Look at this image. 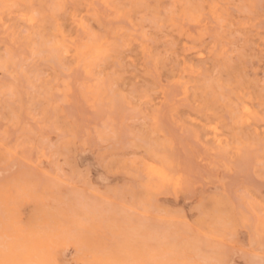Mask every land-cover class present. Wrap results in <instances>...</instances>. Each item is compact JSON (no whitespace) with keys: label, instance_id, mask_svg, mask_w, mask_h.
Returning a JSON list of instances; mask_svg holds the SVG:
<instances>
[{"label":"rangeland","instance_id":"1","mask_svg":"<svg viewBox=\"0 0 264 264\" xmlns=\"http://www.w3.org/2000/svg\"><path fill=\"white\" fill-rule=\"evenodd\" d=\"M0 7V264L264 260V0Z\"/></svg>","mask_w":264,"mask_h":264},{"label":"bare ground","instance_id":"2","mask_svg":"<svg viewBox=\"0 0 264 264\" xmlns=\"http://www.w3.org/2000/svg\"><path fill=\"white\" fill-rule=\"evenodd\" d=\"M49 1H50V0H49ZM52 1H53V0H52ZM67 1H69V0H67ZM208 1H209V0H208ZM52 3H53V2H52ZM18 4H19V3H18ZM90 4H91V3H90ZM137 4H138V3H137ZM19 5H20V4H19ZM11 6H12V5H11ZM92 6H93V5H92ZM50 7H51V6H50ZM0 8H1V7H0ZM2 8H3V7H2ZM45 9H46V8H45ZM91 9H92V8H90V10H91ZM93 9H94V8H93ZM26 10H27V9H26ZM46 10H47V9H46ZM92 11H93V10H92ZM97 11H99V10H97ZM161 12H162V11H161ZM97 16H99V15H97ZM101 17H102V16H101ZM99 19H100V17H99ZM203 19H204V17H203ZM177 20H179V19H177ZM100 21H101V20H100ZM184 21H185V20H184ZM106 23H107V22H106ZM102 24H103V23H102ZM185 24H187V23H184V24H182V25L184 26ZM112 26H113V25H112ZM154 26H155V25H154ZM85 32H86V31H85ZM195 34H197V33H195ZM195 34H194V35H195ZM215 35H216V34H215ZM135 36H136V35H135ZM190 37H191V36H190ZM17 38H18V37H17ZM14 39H15V38H14ZM18 39H19V38H18ZM64 39H65V38H64ZM109 39H110V38H109ZM115 39H116V38H115ZM5 40H6V39H5ZM44 40H45V39H44ZM65 40H66V39H65ZM117 40H118V39H117ZM6 41H7V40H6ZM15 41L18 42L19 40H15ZM68 41H69V40H68ZM17 42H16V43H17ZM19 42H20V41H19ZM24 42H25V41H24ZM25 43H26V42H25ZM48 43H49V42H48ZM50 43H51V42H50ZM14 44H15V43H14ZM103 44H104V43H103ZM24 45H25V44H24ZM12 46H13V45H12ZM20 46H21V44H20L19 46L17 45L16 47H20ZM22 46H23V45H22ZM9 47H11V46H9ZM76 47H77V46H76ZM185 47H186V44H185ZM89 48H90V47H89ZM191 48H192V47H191ZM191 48H190V49H191ZM193 48H195V47H193ZM19 49L21 50V48H19ZM19 49H18V50H19ZM20 50H19V53L21 52ZM24 50H25V49H24ZM214 51H215V50H214ZM22 53H23V52H22ZM77 53H78V52H77ZM13 54H14V52H13ZM16 54H18L17 51H15V55H16ZM73 55H74V54H73ZM79 55H80V54H78V56H79ZM16 56H17V55H16ZM20 56H21V55H20ZM50 57H51V56H50ZM151 57H152V56H151ZM88 58H89V57H88ZM61 59H62V58H61ZM80 59H81V58H80ZM183 61H184V60H183ZM150 62H151V61H150ZM10 66H11V65H10ZM10 66H8V67H10ZM152 66H153V65H152ZM187 68H189V67H187ZM190 68H191V66H190ZM183 69H184V68H183ZM185 69H186V68H185ZM186 70L188 71V69H186ZM193 71H194V70H193ZM196 72H197V71H196ZM197 76H199V75H197ZM201 76H202V75H201ZM243 77H245V76H243ZM206 78H207V77H206ZM88 79H89V78H88ZM195 79H196V78H195ZM180 86H181V85H180ZM246 86H247V85H246ZM170 88H171V87H170ZM180 88H181V87H180ZM180 88H179V89H180ZM170 90H171V89H170ZM173 90H174V89H173ZM215 90H216V89H215ZM95 94H96V93H95ZM99 94H100V93H99ZM176 94H177V93H176ZM184 100H185V99H184ZM206 106H207V105H206ZM221 111H222V110H221ZM212 112H213V111H212ZM211 115H212V114H211ZM224 115H225V114H224ZM215 117H216V116H215ZM226 118H228V117H226ZM228 120H229V119H228ZM229 121H230V120H229ZM222 129H223V128H221L220 130L222 131ZM224 129H225V128H224ZM224 129H223V130H224ZM226 130H227V128H226ZM224 131H225V130H224ZM224 131H223V133H224ZM230 131H231V130H230ZM226 134H227V133H226ZM229 135H231V134H228L227 136L229 137ZM232 135H233V134H232ZM243 137H244V136H243ZM175 140H176V139H175ZM245 140H246V136H245ZM236 154H237V153H236ZM240 155H242V154L240 153ZM240 155H239V157H241ZM243 155H244V153H243ZM243 155H242V156H243ZM159 157H160V156H159ZM160 158H162V157H160ZM244 158H246V156H245ZM162 159H163V158H162ZM164 161H166V160H164ZM157 162H158V161H157ZM166 162H167V161H166ZM14 168H15V167H14ZM163 168H164V166H163ZM167 168H168V167H167ZM156 171H157V170H156ZM0 173H1V172H0ZM51 179H52V178H51ZM173 179H174V178H173ZM151 180H152V178H151ZM157 180H159V179H157ZM166 181H167V180H166ZM152 182H153V181H152ZM150 183H151V181H150ZM157 183H158V182H157ZM166 183H167V182H166ZM166 183H165V184H166ZM152 185H153V184H152ZM153 186H154V185H153ZM159 186H160V188H161V185H159ZM151 187H152V186H151ZM153 188L155 189L156 187L154 186ZM156 189H157V188H156ZM171 189H172V188H171ZM151 190H152V188H151ZM160 190H161V189H160ZM116 191H117V190H116ZM158 192L160 193L159 190H158ZM161 192H162V191H161ZM156 194H157V192L155 193V195H156ZM151 197H152V196H151ZM152 198H153V197H152ZM154 200H155V199H154ZM226 201H227V200H226ZM226 201H221V202L224 203V202H226ZM216 202L218 203L219 201L217 200ZM221 202H220V203H221ZM150 203H151V200H150ZM145 204H146V203H145ZM228 204H229V203H227V205H228ZM217 205H219V204H217ZM217 207H218V206H217ZM231 209H232V208H231ZM235 211H236V210H235ZM211 212H212V211H211ZM216 212L218 213L217 209H216ZM236 212H237V211H236ZM208 213H209V212H208ZM213 213H214V212H213ZM213 213H212V214H213ZM224 213H225V212H224ZM212 214H211V215H212ZM215 214H216V213H215ZM220 214H222V213L220 212ZM225 214H226V213H225ZM237 214H238V213H237ZM211 215H210V217H211V218L213 217L212 220H213V221H216L217 219L214 220V215H213V216H211ZM208 216H209V215H208ZM227 216H229V215H227ZM241 216H242V215H241ZM216 217H217V216H216ZM225 218H227V217H225ZM220 219H221V218H220ZM228 220H229V218H227V222H228ZM213 221H212V222H213ZM222 221H223V219L220 220V222L222 223V225H224L225 222L223 223ZM220 222H219V223H220ZM215 224H216V223H215ZM225 225H226V224H225ZM263 225H264V224H263ZM259 228H260V227H259ZM263 230H264V228H263ZM57 238H58V237H57ZM59 238H60V236H59ZM57 242H58V241H57ZM164 243H165V241H164ZM187 243H189V242H187ZM190 243H191V242H190ZM166 244H167V243H166ZM185 244H186V243H185ZM192 245H193L194 247L196 246V245H194V244H192ZM24 246H25V245H24ZM163 246H165V245L163 244ZM167 246H168V244H167ZM170 246H171V245H170ZM173 246H174V245H173ZM173 246H172V247H173ZM184 246H185V245H184ZM186 246H187V245H186ZM43 247H44V246H43ZM196 247H197V246H196ZM196 247H195V248H196ZM27 248H28V247H27ZM167 248H168V247H167ZM167 248H166V249H167ZM187 248H188V247H187ZM157 249H158V247H157ZM164 249H165V248H164ZM169 249H170V248H169ZM40 250H41V249H40ZM167 250H168V249H167ZM172 250H175V249H172ZM192 250H194V249H192ZM29 251L32 252V250H29ZM29 251H28V252H29ZM143 251H145V250L143 249ZM30 252H29V253H30ZM36 252L39 253V251H36ZM175 252H176V250H175ZM34 253H35V252H34ZM44 253H45V252H44ZM44 253H43V256L45 255ZM142 253H145V252H142ZM142 253H141V254H142ZM158 253H159V252L157 251L156 256H158ZM31 254H32V253H30V255H31ZM145 254H146V253H145ZM162 254H164V253H162ZM162 254L159 253V256H163ZM36 255H37V257L40 255L39 257L41 258V254H39V255L36 254ZM142 255H143V254H142ZM31 256H33V254H32ZM51 256H52V255L50 254V257H51ZM159 256H158V257H159ZM45 257H46V255H45ZM50 257H49V258H50ZM53 257H54V256H53ZM143 257H144V255H143ZM163 257H164V256H163ZM46 258H47V257H46ZM101 258H102V257H101ZM104 258H105V257H104ZM141 258H142V257H141ZM141 258L139 257L140 260H141ZM156 258H157V257H156ZM164 258H165V257H164ZM43 259H44V258H43ZM157 259H158V258H157ZM31 260H32V259H31ZM33 260H34V259H33ZM41 260H42V259H41ZM142 260L144 261V259H142ZM158 260H159V259H158ZM164 260H165V259H164ZM35 261H36V260H35ZM39 261H40V259H39ZM52 261H53V260H52ZM52 261H51V262H52ZM105 261H106V260L104 259L103 262H105ZM111 261H112V260H111ZM115 261H116V260H115ZM119 261H120V260H119ZM165 261H167V260H165ZM40 262L42 263V261H40ZM40 262H39V263H40ZM44 262H45V261H43V263H44ZM53 262H54V261H53ZM97 262H98V261H97ZM99 262L101 263V261H99ZM106 262H109V261H106ZM156 262H157V261H156ZM45 263H49V261L47 262V260H46ZM45 263H44V264H45ZM57 263H58V262H57ZM57 263H56V264H57ZM121 263H122V262H121ZM138 263H139V262H138ZM141 263H143V262H141ZM141 263H140V264H141ZM145 263H146V262H145ZM160 263H161V262H160ZM160 263H159V264H160ZM35 264H37V263H35ZM113 264H114V263H113ZM115 264H116V263H115ZM156 264H157V263H156ZM163 264H164V263H163Z\"/></svg>","mask_w":264,"mask_h":264},{"label":"snow or ice","instance_id":"3","mask_svg":"<svg viewBox=\"0 0 264 264\" xmlns=\"http://www.w3.org/2000/svg\"><path fill=\"white\" fill-rule=\"evenodd\" d=\"M260 264H264V260H262V261L260 262Z\"/></svg>","mask_w":264,"mask_h":264}]
</instances>
